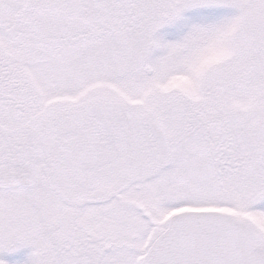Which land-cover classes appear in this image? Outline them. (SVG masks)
I'll return each instance as SVG.
<instances>
[{"label": "snow or ice", "instance_id": "1", "mask_svg": "<svg viewBox=\"0 0 264 264\" xmlns=\"http://www.w3.org/2000/svg\"><path fill=\"white\" fill-rule=\"evenodd\" d=\"M22 249L264 264V0H0V254Z\"/></svg>", "mask_w": 264, "mask_h": 264}, {"label": "rangeland", "instance_id": "2", "mask_svg": "<svg viewBox=\"0 0 264 264\" xmlns=\"http://www.w3.org/2000/svg\"><path fill=\"white\" fill-rule=\"evenodd\" d=\"M185 15L191 16L192 13H185ZM160 32L165 34V38L168 40H174V39L179 38V33L176 32L175 28L166 27L164 29H161ZM29 251L30 250H28V249H22L19 252L13 253V254L4 253V254H0V258L9 261V264H11V262L14 260H19V259L25 258Z\"/></svg>", "mask_w": 264, "mask_h": 264}]
</instances>
